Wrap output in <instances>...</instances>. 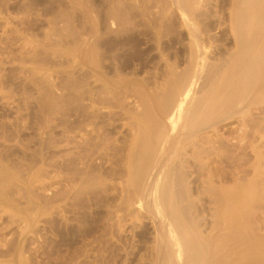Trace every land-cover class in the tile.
<instances>
[{
  "label": "rangeland",
  "instance_id": "rangeland-1",
  "mask_svg": "<svg viewBox=\"0 0 264 264\" xmlns=\"http://www.w3.org/2000/svg\"><path fill=\"white\" fill-rule=\"evenodd\" d=\"M165 2L168 6L164 5ZM216 2L217 0H202V3L200 1V7L196 6V11H201L195 13L196 15L199 14V23L202 22V25L200 24L202 27H208V31L210 27H213L212 29L210 28L209 35L205 29L206 27L204 28V32H206L205 38L206 40H208V38L210 40L206 41L207 50L209 49L207 55L209 58L216 57L215 59H219L217 56L221 55L222 57L220 56V58H223L225 56L224 52L227 55L226 52L235 48V45L231 43L233 40L230 39L227 24L223 25L226 30L224 28H217L216 23L220 13L218 14V12H215L217 11ZM171 4L172 3H170V5ZM225 7L227 9L228 5ZM179 12L180 11L174 4L172 7L169 6V0H0V171L8 169V172L10 170L8 172L10 180L5 179L6 177L0 174V178L4 177V179L0 181L5 180L4 183L2 181V187L4 188L6 184L8 186L5 187L7 188L5 191V189H1L2 187L0 184V195L4 193L2 197H0V264H154L151 252L154 251L153 249L155 247V230L153 228V220L151 219L152 214H149L151 213L150 211L149 213L147 212L149 208L145 205H138L139 203L137 204L136 202L134 204L133 201H131L132 203L129 201L130 204H128V202L124 200L126 205L123 203V200L121 203L120 198L123 193H126L123 187L126 185L125 182H127L126 179L128 178L126 170L128 162L126 158H128L129 145L133 136V130H130L133 121L132 113L142 111L143 109L140 102H137L140 100L139 97H137L138 95L134 96L136 93H133L132 90H130L131 92L129 91L130 94L126 91L128 87L130 88L131 86L132 88L134 86L133 88H135L136 83H140L141 86H139L141 88L138 84L136 87L142 89V86L146 85L147 91L150 90L154 93L157 88L159 90V87L162 86L161 84L159 85V83H163L169 76V73H167L169 62L170 64L175 62V64L180 65L177 66L180 70L188 65L186 60L189 59L187 54L190 39L188 37L189 32L185 29L187 27H184L185 24ZM216 13L218 15H216ZM201 14L205 16H200ZM158 30L160 31L158 32ZM210 34H213L215 37H212L213 35L211 36ZM212 38L214 40H212ZM90 40H96V42H98V61L101 58L106 60L103 61L101 59L99 61V64H102V68H100L101 66L99 64L98 67L100 66L99 68L100 70L103 69L101 70V72H103L101 73L100 70H98V72L96 68V73L93 71L96 75L90 71L91 69L89 67H91L92 64L90 63V66V64L87 63L90 62V58L88 61L89 50H87L89 49ZM86 43H88V46ZM186 43L188 45H186ZM104 57H106V59ZM211 58L210 60H212ZM77 59H79V61ZM101 61L103 62L100 63ZM82 63H85L84 67H82ZM166 63H168V65ZM88 64L89 67L87 68ZM110 65L112 66L111 68H109ZM78 66L79 68L76 69V71L75 68ZM106 69L108 71H106ZM75 71L78 72V74H75ZM84 71H88V73ZM97 73L101 74L99 75L100 78L102 75L105 78L102 77L100 81ZM117 73L120 74L119 76H122L121 78L123 79H121ZM74 78L76 82L79 81L78 85L74 81ZM107 78H109V80L114 79L113 82L121 79V82L124 83L122 84L119 82L120 84L117 86ZM87 79H89L90 82ZM102 79H104V81L106 79L107 84H110L109 86H111L112 83L114 85L113 87L117 86L119 88L118 90V88L115 87L120 98L115 97L119 102L115 99L112 100V102L111 100H102L101 102H104V104L98 103L100 101L97 103L95 102V104L100 107L96 105L97 109L99 108L102 111L99 112V110H97L99 116L96 117V119L98 118L99 121L96 119L95 121L98 123L97 126H102V124H104V129L107 128L106 132L109 133H107L108 138L112 140L115 139V143L120 145L122 150L119 160H116L118 157L114 158L112 156L113 160H111L113 163L111 160H106L107 162L105 161L100 164L102 160L98 154L96 155L97 157L94 156L95 158H93L95 162L98 161L97 163H95L93 159L90 160V163L93 162L95 166L92 164V171L90 167V170L86 173L92 174V172L98 170V172H94L96 176L95 174L92 175L93 182L92 177H90L91 175L89 176L84 173L85 169L82 167L83 163L77 161L78 159L72 162L68 159H70V156H73V154L76 155L74 153V150H76L75 145L84 140L82 137L85 136L87 128L84 123L86 121L89 123L90 119L94 121L93 118H95V116L92 115L91 118H89L87 114L85 115V112H92L91 110L93 108L90 107L92 102L91 98L89 99V91L96 85V81L99 80L97 86H95L97 89L94 87L95 90H98L99 93L105 91L102 87H104L103 84L106 82H102ZM132 79H134L133 82H136L133 86ZM91 82L95 83L92 84ZM100 82L102 83L100 84ZM99 87L101 90L98 89ZM124 87L126 90H123L125 89ZM150 91L149 93H151ZM103 92H101V95L105 96ZM131 93L133 96H131ZM125 94L126 97H122L125 96ZM108 95H110V93ZM98 100L101 99L98 98ZM105 101L107 104L110 102L115 106H111L110 103V106L106 105ZM255 102L253 100L252 105ZM116 104L119 106H116ZM258 104L259 105H256L255 103V106H250V109L251 107L257 108L256 110H250V112H253H249L250 116L253 115L251 116L252 118L254 116L257 118L262 115L260 113L264 111H261V109H264V103L258 102ZM75 105L78 108L77 111L80 113V118H82L80 121L82 125H80V127H82L83 130L81 128L80 130L73 128ZM128 106L131 108H128ZM259 106L261 107L260 113H257L256 111H259ZM112 108L116 115L111 114L114 113L110 111ZM132 110L135 111L133 112ZM122 111H128L127 113L130 114L128 115L129 117L126 112ZM100 115L101 118H99ZM241 115H243V113H238V115L235 114V117H231L232 120L228 119L230 122L227 120V122L225 121V123L222 122L219 124L218 127L220 128H218V131H220H214L215 134H213V137L219 136L225 140L226 138L228 140L229 137L230 139L237 137L236 140H234L236 142L238 137L242 136L240 134H247L246 130H244L245 133L243 132V128L245 129L246 126H251L247 124L251 123L253 124L252 126H254L255 122H262L264 126V120L262 121L260 119L263 118L262 116L257 118L259 121L254 117L256 120L254 119L255 121H253V123L251 119L250 122L247 119L249 115L247 118L245 117L247 119L246 121L244 120L245 122L242 120L244 119V115L242 119ZM250 116L249 118H251ZM102 118H104V120ZM82 120L84 122H82ZM102 121L104 122L102 123ZM112 121L114 123H112V126L114 125L115 129L114 127L111 129L110 122ZM243 122L245 125L243 124L244 126L242 125V128L240 126ZM105 123H107V125ZM239 124L240 126H238ZM257 125L259 126L261 123ZM87 126L90 128L91 125ZM71 128H73L75 132L73 129L71 130ZM240 128H242V130ZM254 128L257 127H250L254 136H250V129H247L249 133L247 135L251 137H249V139H252V142L247 140L249 144L247 142L248 146L245 148L250 151V154L248 155L249 152L247 150L246 152L245 150L243 151L245 152V156L248 155L247 160H244L242 152L240 155L242 154L243 160L238 161L240 160L238 159L240 155L238 156L237 154H239L240 150L235 144H233V148H237H235V150H238V153L236 152V156L238 157L233 155L234 152L228 150V148L230 147L231 149L232 146L228 148H226V146L224 147L232 155L228 152L226 153L225 149L222 147L218 149L219 151L222 148V152H219L222 154L224 152L223 155H225V153L226 155L230 154L234 157V159H232L233 157L230 156V159L236 160L235 163H239V165L237 163H232L233 161L231 160L232 164H230L229 159H226L229 158V156H223L226 163L223 161L222 163L224 164L220 163L221 166H219L221 168H226L225 174H228V176H223V180L225 181L227 179L226 182H228H224L225 186L232 182V184H236L237 181L241 179H239V176L243 175L242 172L245 174L246 170L244 171V169L246 168L250 169L246 172L249 178L255 175V164L257 163L255 160L257 156L255 154L257 152L260 153L259 151L264 153V129L261 130L262 134H260L261 131L259 133V131L256 130V132H258V136H256ZM109 129H111V131ZM81 130L83 134H81ZM237 130L241 131V133H238ZM233 131L237 136L233 134ZM208 132H210V134L213 133L211 130L203 131V136H209L210 134ZM202 133L200 135L201 137H203ZM230 133L231 136L234 135L235 137L232 136L231 138V136H229ZM259 134L262 135V138ZM70 137L72 138L71 141L73 140L74 142H70ZM255 137H258V139L260 138L259 141L262 139L260 144H257L259 141L255 139ZM61 139H63L61 141L63 145L60 149H64L61 151L63 154L59 152L60 150L58 151L59 140ZM254 139L258 141L255 143L256 149L252 146L255 142ZM68 142L73 144H70V146ZM238 142L239 141H237V144L241 143ZM253 147L256 153H254L255 150ZM233 148L232 151H235ZM191 151L192 149H190V152ZM69 152H71L72 155ZM61 155L63 156L62 158L66 160L61 159V157H59ZM59 158L61 160H59ZM110 158L111 157H109V159ZM193 160L195 161V157ZM248 160L250 161V165L248 164ZM242 161H247L248 163L243 164L244 162L242 163ZM65 162H69L67 163L68 165H66ZM77 162L80 165L82 164V169H77L78 166L80 167ZM114 162L120 167L119 170H117L119 172H112L113 167L116 166ZM69 164L71 166H69ZM240 164L242 168H244L243 170L242 168L241 170L237 169ZM262 164V166H264V163ZM60 165L66 172L62 168L64 172L59 169ZM243 165L247 167L245 168ZM65 166L67 167L66 169ZM103 166H105V169L107 166L108 168L104 170ZM198 166L199 165H193L195 176L197 175L196 173H200V167L197 168ZM231 166H233V168H231ZM98 168H100L101 171ZM227 168L228 171L232 170L231 172L233 174H230V171L228 173ZM234 168L241 173H237L238 171L236 169L235 171L237 174L234 173ZM76 169L79 170V172L76 171ZM59 170L62 173H60ZM80 170L82 171L81 173ZM104 171L107 172L104 173ZM201 171L203 172V170ZM101 172L102 176L100 175ZM122 173H126L124 175L127 178H124ZM63 174L64 178L62 176ZM114 174H118L116 176L117 178ZM68 175L69 178L66 177ZM71 175L74 177L72 176L70 178ZM232 175H238V177H233ZM10 176L13 178L11 179ZM81 176H86L87 178L85 177L82 181L83 177ZM112 176L115 177L114 180L117 181V185H115L114 180V182L111 180L114 178ZM195 176L192 180H196L197 184L195 185V182H193V184L195 187L198 186V188L194 187L192 189V194L195 197L198 194V199L202 200L199 202L196 199V203L199 202L198 204L202 203L205 199L204 204L202 203L200 206H204L202 208H204L206 212V209L208 211L214 206L213 203L211 206L210 200H208L210 193L202 191L204 187L200 179L206 176L201 175V177L197 175V178H195ZM76 177L79 180H77ZM88 177H90V179H88ZM105 177L107 179L109 177L108 181ZM235 178H238V180H235ZM60 179L63 181H59ZM71 179L74 181L69 182ZM85 179L87 181H85ZM64 180H66V182ZM99 180L102 181L103 184L98 182ZM119 180H121L122 184L124 183L123 186ZM223 180L221 179L222 183ZM91 181L93 184H91ZM103 181H107V183ZM221 181L217 182L218 186ZM111 182L113 184H111ZM66 183H68V186ZM61 184L65 185L62 186ZM96 184L98 187L95 186ZM98 184L100 186L104 184L109 186L107 187V185H104L105 188L104 186L100 187ZM71 185L73 187L75 186V188ZM114 185L116 188H113ZM68 187L73 188V190L75 189V192ZM83 187L87 190H84ZM62 189L65 192L64 194L62 192L59 193ZM105 189L109 191V199L107 198L108 193ZM193 190L197 192L194 193ZM198 191L201 192L198 193ZM58 193L61 197H59L60 195ZM200 193L201 196L199 197ZM5 195L8 196L9 200L7 197L4 199L3 196ZM203 196L205 198H202ZM118 200L120 203L117 202ZM7 201H9L11 205L8 204L9 202ZM206 202L210 204L208 208L205 206ZM128 205L131 206V208H125V206ZM142 206L147 208L143 209L141 208ZM201 207L200 209H202ZM118 210H120V212ZM262 213L264 212L260 210V215H258L257 218L259 229L257 230L259 232L263 231L261 233H264V214L262 215ZM117 218H121L122 221ZM119 221L120 224L122 222L121 225ZM113 222L118 224L116 225ZM112 224L115 225L112 227ZM112 228L114 230H112Z\"/></svg>",
  "mask_w": 264,
  "mask_h": 264
},
{
  "label": "bare ground",
  "instance_id": "bare-ground-1",
  "mask_svg": "<svg viewBox=\"0 0 264 264\" xmlns=\"http://www.w3.org/2000/svg\"><path fill=\"white\" fill-rule=\"evenodd\" d=\"M200 1L202 3V0H171V2L169 0V6L172 7V5L174 4V6L180 11L179 13H181V15H180L182 17L181 19L183 20V23L185 24L184 27L186 26L187 28H185V29H187V31L189 32L188 37L190 39L187 37L189 39V48H187L188 49L187 54L189 56L188 57L189 59L186 60L188 62V65L184 66L185 68H182L180 70L179 67H177L180 65L175 64V62L174 63L172 62L173 64L172 63L170 64V62H169V66H168V70H167L168 71L167 73H169L168 74L169 76L166 78V80L163 83H159V85L161 84L162 86L159 87L160 88L159 90L157 88L154 93H152V91H150V90L149 91L151 93H149V91H147L146 85H143L142 89H140L141 84L133 82L134 79H132V83H133L132 86L135 85V83H136V85L137 84H138V86L140 85L139 86L140 88L136 87V85H135V88H133L134 86L132 88L130 86V88L128 87V89L126 91L128 93L130 90H132L133 93L134 92L136 93L134 96L138 95L137 97H139L140 100L137 102H140L143 109H142V111H139V112L136 111L135 113L130 112L133 114V115L131 114L133 117V119H132L133 121H132V123L130 122L132 125L130 127V130H133V132H132L133 136L131 139V143L129 145V151H128L129 153L127 155L128 158H126L127 162H128L127 167H126L128 178L125 177V175H124L126 173H124V174L122 173L123 174L122 176H124V178H127L126 179L127 182H125L126 185L123 187V190L126 193L125 194L123 193V195H121V197H120L121 203H122V200L123 201L125 200L126 202H128V204L132 203L131 201H133L134 204L136 202L137 204L139 203L138 205H145L149 208L147 212L149 213V211H150L151 213H149V214H152L151 219L153 220L152 221L154 223L153 228L155 230V242H154L155 247L153 246L154 251L151 252L154 264H264V233H261L263 231L259 232L257 230V229H259L258 225H257V224H259L257 222L258 221L257 218H258V215L261 214V213L259 214V212H260V210H262L264 212V210H263L264 209V171H263L264 166H262L263 165L262 163H264V153L262 152L263 155H262L261 151H259L260 153L257 152L258 155L256 153L255 143L257 140L255 141V139H258V137L257 138L255 137L254 145H252L255 147V149L253 147V149L255 150L254 153H256L255 155L257 156L255 160L258 163V164L254 163L256 166V171H254L255 175L253 177L250 176V178H249L248 177L249 175L247 176L248 173L246 174V172L250 170V169L246 168L248 166V164L250 165V161L248 160L249 163L247 161H245V162L242 161V163L244 162L243 164L248 163L246 167L243 165V167H245L246 169L242 168L241 162H240L241 164L239 166L240 169L239 168H237V169L241 170V168H242V170L243 169H244V171L246 170L245 171L246 175L244 174V172H242L243 175L239 176V179L241 178L240 180H238V178L237 179L235 178V180H238L236 184H232L233 183L232 182V183L225 186L224 182H226L227 179L224 181L223 176L226 175L225 174L226 168L220 167L221 166L220 163H222L224 161L223 156H225L227 152L228 153L234 152L233 155H235V157H238L240 155V153H242L244 150L246 152L247 149H245V148L248 146L249 142H252L251 141L252 139H249V137L254 134L252 132V129H250V127H257L258 129L254 128V130H255V132H256V130H258L259 133L262 129H264L262 122H259V123L253 122L257 118H259L260 116H262L264 118V111H262L264 109H261L262 105H261V107L259 106L260 107V108H258L259 111H256L257 113L258 112L260 113V109H261V111L263 113H260V114H262V115L258 116L257 118L254 116L256 118L255 119L254 117L253 118L251 117L253 115L250 116V114H249L250 110H254V109L256 110L257 109L256 107L255 108L251 107V109H250V106L252 105L253 100H254V102L256 101L255 102L256 105L261 104V103L258 104V102H262V104L264 103L263 102L264 101V0H217V2H216L217 9L215 8L217 11H215V12H218V14L220 13L219 15L216 13V15H218V20L216 23L217 28L222 29V28H224L223 25L227 24L230 39L233 40V42H231V43H234L235 48L232 47L233 48V49L231 48L232 50H230V51L228 50L226 52L227 55L225 54L224 51H222V52H224V55H225L223 58H220L221 55L217 56V58L219 57V59H215L216 57H214V56H212L214 58L210 57L212 60L215 59L213 61L210 60V58L207 55L209 53V52L207 53V51L209 49L207 50L206 41L209 40V38H208L209 36L207 37L208 40H206V38H205L206 32H204V30L206 29L207 34L209 35V33H210L209 31H210L211 27L209 28V31L207 30L208 27H206L204 25V23H203V25L206 28L202 27L201 26L202 22L199 23V18H198L199 14L196 15V13L198 11H201V10L196 11L197 7L198 6L200 7V5H199V4H201V3H199ZM203 1H205V0H203ZM170 3H172V4L170 5ZM164 5L168 6V5H166V2ZM227 5H228V7L226 9L225 6H227ZM200 16H205V15L201 14ZM159 31L160 30H158V32ZM226 33H227V31H226ZM212 37H215V36L213 35ZM212 40H214V39L212 38ZM97 43L98 42H96V40H90L89 46H88V43H86L87 46L89 47V49L86 48L87 50H89L88 61L90 58V62H87V59H86V62L89 64L90 63L92 64V66L90 64L91 67H89V64H88L87 68L89 67L91 69L90 70L91 72L95 71L96 68H97L96 69L97 71L100 70V68H102V66H101L102 64L101 65L99 64V61L102 58L99 59V61H98L99 52L97 50V46H98ZM187 43H186V45H188ZM103 53H104V51H103ZM103 53H101V54H103ZM219 54H221V53H219ZM100 56H102V55H100ZM104 58L106 59V57H104ZM207 58L209 61L207 60ZM77 60L79 61V59H77ZM77 60H76V62H77ZM103 61H106V60H103ZM103 61H101L100 63H102ZM84 64L82 65V67H84ZM98 64L101 66V67L99 66L100 68L98 67ZM166 64L168 65V63H166ZM106 65H104V66H106ZM76 66H74V67H76ZM111 67L112 66L110 65L109 68H111ZM78 68H79V66L77 68H75V70ZM104 68H106V67H104ZM109 68H107V69H109ZM116 68H117V65H116ZM84 69H86V68H84ZM107 69H106V71H108ZM101 70H103V69H101ZM101 70H100V72H101ZM84 72L88 73V71H84ZM95 73H96V71H95ZM75 74H78V72H76ZM83 74H85V73H83ZM90 74H92V73H90ZM93 74H94V72H93ZM97 74H98L97 76L101 75L99 73H97ZM94 75H96V74H94ZM117 75L119 76L120 74L117 73ZM77 77H79V76H77ZM90 77H91V75H90ZM93 77H92V79H93ZM102 77H104V76L102 75L101 78ZM119 77L121 78L122 76H119ZM85 78H87V77H85ZM94 78H96V77H94ZM101 78H100V76L98 77L99 80ZM107 79L109 80V78H107ZM121 79H123V78H121ZM121 79H119L120 81L115 79L117 82L116 81L113 82L114 79H110L109 81L110 82L112 81L114 85L119 86V84H120L119 82L122 81ZM75 80L76 79L74 78V81ZM77 80H78V78H77ZM87 80H89V79H87ZM98 81H96V82L98 83ZM106 81H107L106 79H105V81H104V79H102V82L105 83ZM78 82H76L77 85H78ZM89 82H90V80H89ZM102 82H100V84ZM94 83L95 82H93L92 84H94ZM97 83L95 86H97ZM155 83H156V81H155ZM113 84L111 83V86H109L110 84H107V82H106L105 84H103L104 87H102L103 85L101 86L102 89L104 88L103 90H105L104 92L101 91V92L105 93V96L101 95V92L99 93L98 90H95V88H96L95 86H94L95 88L94 87H92V89L90 88L91 89L90 91L88 90L90 92L89 93V99L91 98V102H92L90 107H92L93 109L91 110L92 112H90V111L85 112L86 110L84 112H85V115L87 114L89 118H91L92 115H94L95 118H93L94 121L92 119L89 120L87 118L89 120V123L87 121H86L87 124H86V122L84 123L87 128L83 126L84 128H86L85 136L82 137V138H84V140L82 142L78 141L80 143L75 145L76 150H74V153L76 155L73 154V156H70V159H68L71 162L78 159L77 161H80V163H83L84 166L82 164L81 165H82L83 169H85L84 173H86L88 170H90V167L92 166V164L94 165L93 162L90 163V160L97 157L96 156L97 154L102 160L100 164H102V162L104 163L106 160H111L112 156L114 158L118 157L116 160L120 159L119 157H120V152L122 150V147L115 143V139L112 140L111 138H108L107 135L109 133L106 132L107 128L104 129V127H105V126H103L104 124H102V126H97L98 123H97V121H95L96 117L99 116L98 113L101 111L99 109L100 107L97 104H95V102L97 103L98 101H100L98 103L104 104V102L103 103L101 102L102 100H107V101L111 100V102H112V100H114V99L116 100L115 97H119L118 93L116 92V89H115V87L116 88H118V87L117 86L113 87L114 86ZM122 84H121V86H122ZM148 84H147V86H148ZM90 87H91V85H90ZM121 88H123V87H121ZM98 89L101 90L100 87ZM148 89H149V87H148ZM118 90H119V88H118ZM123 90H126V88ZM88 91H86V92H88ZM121 91H122V89H121ZM121 91H119V92H121ZM122 92H121V94H123ZM126 92H124V93H126ZM130 92H129V94H130ZM109 93H110V95H108ZM119 95H120V93H119ZM131 96H133L132 93H131ZM122 97H126V94H125V96H122ZM98 98H100L101 100H98ZM116 101H118V100H116ZM109 103L107 104V102H106V105H109ZM96 105H97V107H99L98 109H97ZM110 105L112 106L114 104L110 103ZM116 106H119V105L116 104ZM90 107H88V108H90ZM128 108H131V107L128 106ZM110 109H111V107H110ZM77 110H78V108L75 105V111H74L75 117H74V121H73V123H74L73 128L80 130V128L82 129V127H80V125H82V123L80 124V121L82 118H80V115H79L80 113ZM97 110H99V112ZM127 110H129V109H127ZM110 111L114 112L113 108ZM110 111H109V113H110ZM122 112H126V111H122ZM238 113L239 114L243 113L244 116L241 115V119L244 117V119H242L243 121L244 120L246 121L248 119L250 122V119H251V122H253L255 124L254 126H252L253 124L249 123L247 125H251V126L250 127L246 126L245 129L242 127V125L244 124L245 121L242 124L240 123L241 126H240V124L238 125V126L243 128L244 133H245L244 130H246L247 134H249L248 130H247L249 128L250 129V131H249L250 136H248L246 133L240 134L242 136L238 137V140H237V141L241 142V143L238 142L239 144H237V141L236 142L234 141L237 138L234 135H232L235 137V138L233 137L234 139H230V137H229L228 140H227V138L225 140L219 136L213 137V134H215L214 131H217V132L220 131V130L218 131V128H220V127H218L219 124H221L222 122L225 123V121L227 122L228 119L232 120L231 117L232 118L235 117L234 115L235 114L238 115ZM250 113H253V112H250ZM111 114L116 115L115 112L111 113ZM101 115H103V114H101ZM101 115L99 118H101ZM128 115H130V114L127 113V116ZM248 115L251 118H249ZM247 116H248V118H247ZM256 116H257V114H256ZM116 117H115V119H116ZM132 117H130V118H132ZM104 118H102V119L104 120ZM263 118H260V119L263 121L264 120ZM83 120H82V122H84ZM96 120H98V118ZM242 120H241V122H242ZM100 121H101V119H100ZM103 122L104 121H102V123ZM112 123H113V121L110 122L111 129H113L112 127H114V125L112 126ZM247 123H248V121H247ZM260 123H261V125L258 126L257 124H260ZM105 124L107 125V123H105ZM87 125H91L90 128ZM221 127H223V126H221ZM73 128H71V130ZM233 128H235V127L233 126ZM242 128H240V129L242 130ZM111 129H109V130L111 131ZM114 129H115V127H114ZM82 130H81V134H83ZM207 130H211V131H213V133L210 134V132H208L210 134L209 136H203L202 132L203 131L205 132ZM235 130H236V128H235ZM231 131H232V127H231ZM237 131H238V133L239 132L241 133V131H239V130H237ZM74 132H75V130H74ZM201 133H202L203 137L200 136ZM233 134H235V132ZM257 134H258V132H256L255 135L258 136ZM260 134H262V131ZM219 135H224V134H219ZM81 136H83V135H81ZM225 136L228 137L227 135H225ZM225 136H224V138H225ZM229 136H231V133ZM232 136H231V138H232ZM260 137L262 138V135H260ZM58 139H60V138H58ZM71 139L72 138L70 137V142H74L73 140L71 141ZM76 139H77V137H76ZM259 139H258V141H259ZM62 140L63 139L59 140L60 141L59 147H58L59 148L58 151L60 150L59 152L64 150V149H60L63 145L62 144L63 142H61ZM79 140H81V139H79ZM247 140L248 141L250 140V141L248 142ZM263 140H264V137H263ZM68 141H69V139H68ZM260 141L257 144H260L261 143ZM247 142H248V144H247ZM66 143H67V141H66ZM75 143H77V142H75ZM70 144H73V143H69L68 145H70ZM233 144L237 145L238 149L240 150L239 154H237L238 156H236V152L238 150L237 151L235 150L236 147L233 148L234 147ZM225 146H226V148H228L229 146H232L233 150H235V151H232V148L230 149V147H229L228 150H231L229 152L228 150H226V148H224ZM220 147L225 149V151H226L225 155H223L224 152H223V154L221 153L222 148L219 150L221 152L218 151V149ZM190 149H192L193 152L192 151L190 152ZM245 152H243V155H244L243 157H244V160H247L248 155L250 154V151H248L249 153L247 152L248 155H246V156H245ZM69 153L71 154V152H69ZM230 154L229 155L227 154L229 156V158H226V157H228L227 155L225 158L229 159L230 164L235 163L236 160H232V159H234V157L231 156L232 154L231 155ZM230 156L233 158L230 159L231 158ZM240 156L238 157V159H240V160L237 159L238 161L243 160V157L241 156L242 157L241 158ZM59 157H61V159H63V160H66V159L62 158L63 157L62 155ZM109 157H111V158L109 159ZM194 157H195V161L193 160ZM190 158H193V159H190ZM61 159L59 158V160H61ZM231 160L233 161L232 163H231ZM93 161L95 162L94 159H93ZM97 162L98 161H96L95 163H97ZM60 163H58V164H60ZM65 163H66V165H68L67 163H69V162H65ZM112 163H113V161H112ZM224 163H226V161H224ZM224 163H222V164H224ZM236 163L239 165L238 162H236ZM70 164H72V163H70ZM70 164H69V166H71ZM114 164L116 165V162H114ZM117 164H118V162H117ZM61 165H60V167L59 166L58 167L62 172H64L65 170L61 167ZM73 165H72V168H73ZM81 165H80V167L78 166L77 169L81 168ZM193 165H199L197 168L200 167V170H199L200 173L196 170L198 172V173H196L197 175L206 176L205 178H203L201 176L202 179H200V180H202V182H203L202 185L204 187V189H202V191L210 193V195L208 194L209 195L208 200H210L209 202L211 203V206L214 204V206L211 207L208 211L206 209V212H205V209L202 208L204 206H202V207L200 206L202 203L204 204L205 199L203 200L202 203L198 204L202 200L198 199V197H197L198 194L196 196L197 198L195 196H193V194H192V189L195 187L194 184L195 185L197 184L196 180H192L195 176V174H194L195 171L193 169L194 168ZM227 165H228V163H227ZM257 165H258V167H257ZM98 166H100V165H98ZM103 167H104V170H106L108 168V166L106 169H105V166H103ZM234 167H235V165H234ZM66 168L67 167L65 166V169ZM74 168H76V167H74ZM119 168L120 167L118 165H116L115 167H113L112 172H115V173L119 172V171H117V170H119ZM228 168H227V171H228ZM231 168H233V166H231ZM77 169H76V171L79 172V170H77ZM93 169H94V167H93ZM98 169H100V168H98ZM235 169L236 168H234V170H233L234 173H236ZM3 170H5V171H3ZM3 170L0 171L1 172L0 174H2L4 177H6L5 179H9V173L8 172L10 170L8 172H7L8 169H3ZM201 170H203V172ZM61 171H60V173H62ZM70 171L72 173H74L72 170H70ZM91 171H92V167H91ZM96 171L98 172V170H95L94 172H96ZM100 171H101V169H100ZM120 171H121V169H120ZM229 171L231 172L232 170H229ZM229 171H228V173H229ZM81 172L82 171L80 170V173ZM94 172H92V174H90V173H88V174L86 173V174L89 176L91 175L90 177H92L93 174H95V176H96V173H94ZM102 172L100 174L101 176H102ZM105 172H107V171H104V173ZM68 173H70V172H68ZM110 173H111V171H110ZM110 173H108V174H110ZM237 173L240 174L241 172L238 171ZM77 174H79V173H77ZM108 174H106V175H108ZM230 174H233V173L231 172ZM10 175H12V174H10ZM117 175H115V177ZM197 175L195 176V178H197ZM62 176L64 178V174ZM72 176L73 175H71L70 178ZM226 176H228V174ZM236 176L238 177V175H236ZM236 176H233V177H236ZM0 177H1V175H0ZM4 177L0 178V180L4 179ZM66 177L69 178V175ZM78 177H79V175H78ZM81 177H83V176H81ZM85 177L86 176H84L82 178V181ZM90 177H88V179H90ZM112 177H114V176H112ZM115 177L112 179L110 178V179L113 181L115 179ZM119 177H121V176H119ZM12 178L13 177H11V179ZM121 178H123V177H121ZM97 179H99V178H97ZM102 179H104V178H102ZM108 179H109V177H108ZM108 179L106 178L107 181H108ZM221 179L223 180V183H222ZM66 180H67V178H66ZM66 180H64V181L66 182ZM77 180H79V179L77 178ZM116 180H118V179H116ZM2 181H3V183L5 182V180H2ZM2 181H0L1 187H2ZM59 181H63V180L60 179ZM70 181H74V180L71 179V180H69V182ZM85 181H87V180L85 179ZM92 181H93V177H92ZM92 181H91V184H93ZM107 181H105V182L107 183ZM119 181L121 183V180H119ZM218 181H221V183H222V184L220 183L219 186L217 185ZM98 182L102 183V181H100V180ZM193 182H195V183L193 184ZM197 182H198V180H197ZM6 183H7V181H6ZM59 183H62V182H59ZM68 183H66V185ZM116 183H117V181H115V185H117ZM226 183H228V182H226ZM73 184H74V182H73ZM108 184H110V183H108ZM111 184H113V183L111 182ZM61 185L63 186L65 184H61ZM82 185H80V186H82ZM115 185L113 186V188L115 187ZM123 185H124V183L122 184V186ZM95 186H97V184ZM103 186H100V187H103ZM108 186L109 185H107V187ZM5 187H8L7 184H6V186H4V188L2 187L1 189H5V191H6L7 188H5ZM196 187L198 188V186H196ZM68 188H71V187H68ZM73 188H75V186ZM73 188H71V189L73 190ZM78 188H79V186H78ZM83 189H84V187H83ZM81 190H82V188H81ZM84 190H87V189H84ZM194 190H197V189H194ZM80 191H78V192H80ZM105 191H106V189H105ZM61 192L63 194L65 193L63 191V189L59 193H61ZM106 192L108 193L107 198L109 199L110 198L109 191H106ZM196 192L194 191V193H196ZM199 192H201V191H198V193ZM17 193H19V192H17ZM3 194L4 193H2L0 195V197H2ZM202 194H204V193H202ZM20 196H22V195H20ZM200 196H201V193L199 194V197ZM3 197H4V199H5V197L8 198V196H6V195ZM59 197H61V195ZM112 197H115V196H112ZM19 198H21V197H19ZM62 198H64V197H62ZM62 198H60V199H62ZM202 198H205V197L203 196ZM4 199H2V200H4ZM196 199L199 201L198 203H196L197 202ZM8 200H9V198H8ZM114 200H117V199H114ZM0 201H1V199H0ZM125 201L123 203L126 204ZM129 201H130V203H129ZM7 202H9V201H7ZM117 202L120 203L119 200ZM207 202L205 204V206H207L206 208H208V206H210V204H207ZM4 203H6V202H4ZM8 204H10V202ZM121 205H123V204H121ZM131 206H132V204H131ZM131 206L128 205V206H125V208L126 207L131 208ZM147 207L142 206L141 208L144 209ZM200 207L202 209H200ZM15 208H17V207H15ZM118 211L120 212V210H118ZM263 214L264 213H262V215ZM118 220H121V218H119ZM113 223H115V222H113ZM119 224H120V221H119ZM121 224H122V222H121ZM114 225L112 224V227ZM112 230H114V229L112 228Z\"/></svg>",
  "mask_w": 264,
  "mask_h": 264
}]
</instances>
